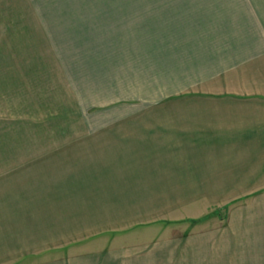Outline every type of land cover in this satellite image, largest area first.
I'll list each match as a JSON object with an SVG mask.
<instances>
[{
  "label": "crops",
  "instance_id": "obj_1",
  "mask_svg": "<svg viewBox=\"0 0 264 264\" xmlns=\"http://www.w3.org/2000/svg\"><path fill=\"white\" fill-rule=\"evenodd\" d=\"M214 13L178 22L177 63L149 69L178 85L96 129L93 155L2 193L0 264H139L144 244H120L125 227L195 219L201 202L264 189V41L248 56L257 32L215 27Z\"/></svg>",
  "mask_w": 264,
  "mask_h": 264
},
{
  "label": "rangeland",
  "instance_id": "obj_2",
  "mask_svg": "<svg viewBox=\"0 0 264 264\" xmlns=\"http://www.w3.org/2000/svg\"><path fill=\"white\" fill-rule=\"evenodd\" d=\"M212 11L215 27L257 32L248 56L264 41V0H0V203L8 188L37 186L48 164L93 155L96 129L178 85L149 69L177 63L178 22L203 26ZM263 193L125 227L119 242L144 244L139 264H264Z\"/></svg>",
  "mask_w": 264,
  "mask_h": 264
}]
</instances>
